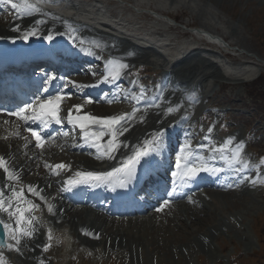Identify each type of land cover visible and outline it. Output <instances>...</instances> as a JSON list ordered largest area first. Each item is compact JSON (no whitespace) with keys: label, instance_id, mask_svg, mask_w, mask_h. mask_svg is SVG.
Segmentation results:
<instances>
[{"label":"rangeland","instance_id":"1","mask_svg":"<svg viewBox=\"0 0 264 264\" xmlns=\"http://www.w3.org/2000/svg\"><path fill=\"white\" fill-rule=\"evenodd\" d=\"M157 1L124 0L122 3H110L108 7L111 12L121 13L123 17L130 20L136 19L135 21L141 25L161 29L167 37L177 39L179 43H183L184 41L191 42L193 47L197 49L192 53L189 59L191 61L185 67L184 65L177 67L174 72L181 71L178 72L179 79L183 78L184 74L193 76H195V73L199 74L195 76L198 79L196 80L198 89L195 96L200 95L202 92L204 96L205 94H209L212 95L211 99H216L218 106H211L208 110H212L214 116L206 124L205 131L208 132V128L214 125L211 136L217 133L224 109L230 111L232 114L243 115L247 119L250 117L256 118L255 123L259 121V125L255 127L257 130L253 134L251 123L240 121L234 125L230 119L225 124L230 126V131L223 132L225 133L224 136H230L235 132H239L241 138L245 140L246 153H250L251 149H253L264 156V63L258 60V58L264 60V0H183L181 3H178V0H169L160 4H157ZM207 2L212 3L210 6H216V9L209 6L206 8L204 4ZM135 7L141 8L140 11L145 8L147 11L151 9L163 14H172L173 17L177 18L178 24L171 27L172 21H168L166 18L157 19L150 12L138 13ZM166 11L168 12L166 13ZM203 21L208 22L210 26L212 25L217 29L219 34L226 36L227 43L235 46V48L233 46L234 49L232 50L235 55L230 58L231 63L227 62L228 65L234 66L233 69L226 67V65L224 66L222 63H218L221 59L226 61V58L221 56V49L209 46L205 38L203 39V36L194 35L190 32V29L194 30L196 27L207 30L203 25L205 23ZM171 46L173 55L169 53L166 55L170 58L178 52L175 50L174 45ZM187 47L185 46L184 48ZM207 49L213 50L212 55ZM151 53V59L157 61L153 57L155 52L152 50ZM201 55H204L212 62H216L214 64L215 68L220 69V71L222 70L223 75L213 76V65L209 61L207 63L202 62ZM158 57H160L159 54ZM252 73L254 75L257 74V77L262 74V77L259 79L262 82L254 85L253 81H248L247 78ZM207 76H211L214 79H209L206 82ZM235 102L244 103L246 106L231 108L234 105L232 104L231 106L230 103ZM205 103L207 107L212 105L211 102H208L204 98L202 106ZM178 109L177 113L180 116L183 114L184 108L179 107ZM204 109V107L199 105L192 112H195L197 116ZM217 114H219V117H217ZM195 130L196 128L193 127L192 131ZM210 145L211 147L220 146V144L214 142H210ZM256 164L260 165L258 171L255 173L256 175L259 173L260 180L255 184H250L254 188L253 192L230 190L224 197L219 195L214 198H208L210 208L208 209V216L204 214L207 219L205 220L206 222L202 225H193V230L196 228L194 233L189 234L185 232L184 234L197 235L198 231H205L206 229V232H208L209 225L207 224L217 222L219 219L218 215H220L223 217V221L231 225L229 228H224L218 234V242H216L217 245L215 246L218 247L217 250L222 249V253L224 254H232V264H264V173L261 171L264 170V167L259 160H257ZM236 191H238V194L234 193ZM174 220L175 217L171 219L173 222ZM158 224L153 223V226L156 228L159 226ZM189 225L187 223V229ZM174 228H166V231H162L161 236L164 238L170 234L173 237L178 234L182 235L181 226H174ZM199 228L200 230H198ZM169 231H173V233H169ZM144 233H147L145 229L133 234L136 236V241L144 247L143 261L146 264H217L216 260H212L211 253L204 252L202 248L197 247V249H194L197 251L181 255L175 252L173 243L164 241L160 236L156 235V231L152 230L147 235ZM247 233L249 234L248 237L245 236ZM143 234L145 235L144 237ZM51 235L53 239L54 233H51ZM142 238L144 241H141ZM176 238L175 243H179L183 239L181 236ZM188 240L190 239L186 241ZM148 246L151 247H149V250ZM87 249L88 252H82L74 256V251L68 247L67 250H62V255H59L60 260L56 264H123L121 261H116L114 257H104L101 253L93 256L94 248L89 247ZM87 254L88 256H86ZM56 257H58V254ZM81 260H83L82 263ZM218 264L221 263L218 262Z\"/></svg>","mask_w":264,"mask_h":264},{"label":"snow or ice","instance_id":"2","mask_svg":"<svg viewBox=\"0 0 264 264\" xmlns=\"http://www.w3.org/2000/svg\"><path fill=\"white\" fill-rule=\"evenodd\" d=\"M6 2L11 4V8L16 10L17 13L21 15V18H23L25 14L30 15L33 12L39 11V9L34 4L29 2V0H20L19 4L13 3L12 0H6ZM35 23H43V20L37 19ZM15 30L19 31L20 26L16 25ZM35 34V31L27 32L23 36V39L27 40L29 36ZM46 38L48 40L54 39L51 32H49ZM72 39L75 40L74 37H72ZM79 43L81 46L84 45L83 40L79 41ZM92 43L96 48H99L102 42L94 41ZM88 51L90 54H95L92 49H88ZM128 67L129 65L123 62L114 60L109 61L106 67V74L103 76L101 82L118 81L122 76L123 70ZM55 79H57L55 75L46 74L43 83L47 85ZM69 84L79 87L94 86L77 85V82L75 81H68L64 84V87H68ZM140 87V95L143 99V96L145 95V89L142 85ZM43 91L47 92V88H44ZM65 98V93H63L61 90H58L55 95L47 96V98H41L37 96L31 103H25L22 107L17 106L15 111H8L7 109L0 108V113L16 117L19 121H23L24 131L31 134V137L35 141V147L43 149L46 140H54L56 136L59 135V133H48L46 130L52 124L63 125L65 122L59 114L61 105ZM163 100V90L160 88V95L158 97H154L153 102L146 104L145 108L153 106L160 107V103H157L156 101L162 103ZM86 102L93 103V100L91 97H88L86 98ZM173 110V107H169L166 109V113L171 114ZM176 110L179 109L177 108ZM139 111H141V109L133 108L131 118H135V114ZM73 112L76 113L75 117H73ZM129 119L130 116L128 113L121 115L95 116L91 113L85 112L83 104H75L72 106V108L68 109L67 123L71 124L73 128L78 127L81 130L83 133L82 139L85 141L91 139V142L98 149V151L103 149L104 155H106L109 159H115L113 154L119 149L121 145L124 147L130 146L123 141L118 143L117 139L118 135H123L124 132L129 130L128 127L125 126V122ZM141 121H143V117H141ZM35 122H39L40 127H33L32 124ZM4 123H7V121H4ZM97 127L99 128V132H89V129H94ZM213 127L214 125L208 128V132L204 138L206 141L210 140ZM166 132L167 129L161 128L158 131L152 132L150 134V138H146L143 141L142 146H131L132 153L124 157L118 167H113L108 171H76L73 177H70L63 182L64 186L61 188V191H71L81 186L90 187L93 184L105 186L118 184L121 188L127 187L128 181L135 178L138 165L145 161L146 158L162 153L164 147L166 146ZM16 134L18 136L20 135L19 132ZM64 135H67V133H64ZM105 135L110 137L106 144L104 143ZM198 147L203 148L205 145L200 144ZM243 149L244 142L240 141L239 143L234 144L233 137H229L225 143L220 146L209 147V151L212 153L219 152L223 154L225 152H230L231 155L227 158L226 163L230 168H233L237 172H239L241 169L247 170L252 167L249 161L243 158ZM221 158H224L223 155ZM197 161H199V163ZM261 162L264 163V158H261ZM45 167L52 169L53 174L56 175H59L61 170L70 169V166L64 164L63 162L56 165L46 164ZM255 167L259 168L260 165L258 164ZM0 169L3 170V173L5 174V180L7 181L2 187H0V212L6 213L9 218H14L15 227H12L9 231L10 226L2 219H0V226L4 227L6 234L11 240L15 242L14 244H8L9 249L20 251L19 245L21 243V238L27 237L32 239L37 231L34 221H36L38 218L28 214L37 209L39 205L35 204L31 200H28L24 196L23 188L17 191L15 183H13L19 180L17 170L13 167H10L3 156H0ZM221 171L222 169L216 168L215 166H210L203 157L197 155L196 151L192 149L191 144H187L180 149V154H178L175 161V170L171 173V175L174 178L178 177L183 183H189L196 180L201 173L213 174L219 173ZM244 179L248 178L244 177ZM259 180L260 176L259 173H257V176L251 179L249 182L255 184ZM173 183L175 184L176 181L174 180ZM229 186L231 187V185ZM27 190L33 195L39 196L41 201L45 200V197L40 195L42 192L41 189L34 188L32 185H29ZM176 191L177 187H173L172 192L168 195L170 197L174 196ZM6 193L10 194L6 195ZM189 199L191 200V197H189ZM21 201H23L26 206H21ZM170 203V199L164 200L160 204V207L157 209V211H163L166 206L170 205ZM47 208L50 213H55V210L51 204H48ZM84 234L89 235L90 233L84 231ZM48 239L49 241L52 239L51 230L48 232ZM50 246V243L45 244L43 246V250L47 251ZM0 264H3L2 259H0ZM41 264H43L42 261Z\"/></svg>","mask_w":264,"mask_h":264},{"label":"bare ground","instance_id":"3","mask_svg":"<svg viewBox=\"0 0 264 264\" xmlns=\"http://www.w3.org/2000/svg\"><path fill=\"white\" fill-rule=\"evenodd\" d=\"M167 1H169V0H158L157 4H160L162 2H167ZM182 1L183 0H178V3H181ZM12 2L19 4L20 1L19 0H12ZM204 5L206 6V8H208V6H209V7L216 9V6H214V7L210 6V5H212V3L210 4L209 2H207ZM5 6H6V0H0V9H3ZM35 6L40 10V8L37 5H35ZM14 11H15V15L8 21L9 23L5 22V23L0 24V42L3 40V42L0 44V48L11 46L12 43L14 42V40L18 38V36L23 37L27 32L30 31L31 26H34V25L37 26V29L35 31L36 34L31 35L29 37L36 38V37H39L42 35V38H43L44 34H46L45 26H46V24H49L50 25L49 32H51V34L53 35L54 38L58 37V36L63 37L64 40L66 41V47L68 49H70L72 51L81 50V51H83V54L85 56L88 55V53H89L88 49H90L89 47H86V46L91 45L92 47H94L92 49V51L95 54H94V56L89 54V56L97 57L100 54H101V56H103L104 54H107L106 57H108L110 60L123 62V63H126L129 65L131 62L135 63V62H138L141 60L147 61L148 60L147 54H149L151 52L146 47L132 46V44H130L131 43L130 40L122 38L121 36H115L109 32L105 33V32H103V30L100 31V30L95 29L94 27H91L88 25H87V29L86 28L81 29V30L87 31L86 32L87 33L86 38L83 40L84 45L81 46L79 43V41H81L80 32L79 33L75 32V28L74 29L64 28L61 26V24H59L53 20L49 21V23H48V20H45L44 15H42L41 12H38V13L33 12L30 15L25 14L23 16V18H21V15L19 13H17L16 10H14ZM205 11H207V10L205 9ZM37 19L43 20V23L36 24L35 21ZM31 21H33L34 24H31L30 23ZM203 22H205V21H203ZM14 25H19L20 30L17 31V30H15V27L14 28L11 27ZM203 25L205 26V29L207 28L206 32L208 34L218 35L222 39L226 40L227 37L224 36L223 34L222 35L219 34L217 29H215L212 25L210 26V24L208 22H205ZM27 29H28V31H27ZM103 36H105L106 39L103 38ZM72 37H74L75 40H73ZM212 40L214 42L219 41V40L214 39V38H212ZM22 41H26V40H23L22 38L18 39L17 45H20V43ZM46 41H44V39L39 40L40 43H37L38 41H35V43L33 45H44V44H47ZM94 41L102 42L99 48H96L94 46V44L92 43ZM124 45L129 46V49H124ZM230 45H233V44L230 43ZM185 52H187V50ZM185 52H183L181 54H184ZM181 54L179 56H181ZM189 59L190 58H187L185 60H182V61L175 63L174 68H173L174 71L177 69V67H180L182 65H184V67L187 66L188 63L191 61ZM208 61L211 62V65H213V68H214V72L212 73V75L213 76H222L223 74L220 71V69L215 68L214 62H212L211 60L202 59V62H204V63H207ZM185 75H188V74H185ZM194 75H199V74L195 73ZM189 76H192V75H189ZM252 76H254L253 73L250 75V77H252ZM244 80H245V78H244ZM114 82H116V81H114ZM117 82H120V79ZM110 84H113V82H110ZM98 89H100V86ZM111 96L114 98H118L119 94L117 92H114L113 94H111ZM125 106L126 105H123L122 107L120 106V107L113 109V111L115 113H113L111 115L124 114L122 112L125 111ZM167 117L168 116L157 117V119H159V121L155 127H160L158 130H160L161 128H164V129L168 128V127H163L164 121L166 120ZM135 123L136 122H134L133 118H130V120L128 122H125V126H127L129 130L127 132L123 133L124 138L125 137H126V139L129 138V136L132 133V130L134 131L138 127V125H135ZM1 124H2V120H0V137H1V135L8 134V140L0 139V156H3L5 159H8V164L10 165V167L15 168L17 170V172L20 171L21 175H20L19 180L16 182H13V183H15V186H16V183H18V182L26 183L25 184L26 186L24 187V196L28 200H30L29 198L31 196H33V194L28 192V190H27L29 185H32L34 187L35 184H39L38 189H41L42 193L44 194L45 192L48 191V189L55 188V186L57 187L58 183L61 182L62 180H64L65 176H68V175H65L64 178H60L59 180H57L55 178L59 175L53 174L52 169H50L49 167H45L46 164L47 165H53V157L54 156H56L57 161H61L64 164L70 166V169L65 170L67 172V174H69V176H73L76 171L91 170L95 166V164H98V161L90 154L89 155H87V154L78 155L77 153H70V152L66 153V152L61 151V150L57 151L56 149H52L51 151L48 152V156H49L48 162H46V161L40 162L39 161L40 158L38 157V153L36 154V153L30 151L31 148H30L29 141H26L24 143V148H23V150H25L27 153L30 152L31 158L27 162V161H25V157H29V155L25 156L24 159L21 158L22 151H19L21 146H19L16 142V139H17L16 135L10 134L8 132V130H5L4 132L1 133V130L3 127ZM171 125H173V124H171ZM181 125H178V123H177L175 126H173V128L171 130L176 132V133H179ZM7 128L8 127H6V129ZM130 128H131V131H130ZM19 129L20 128H17V132L19 131ZM152 129L148 130V133H149L148 137H150V134L152 132H154V129L153 130ZM158 130H156V131H158ZM168 132H170V131H168ZM144 140H145V138H143V135H142L139 139V142L143 143ZM165 140H166V136H165ZM9 143H11V144H9ZM235 143H237V142L234 141V144ZM167 144H168V142H167ZM90 147H91V145H88V146L84 147V149H90ZM172 150H173V147L171 148L170 151H172ZM18 159H21L22 163H26L24 169H19V166L17 165ZM169 162L171 163V168H173L175 162H173L172 160H169ZM37 165H38V167H37ZM219 169H221V168H219ZM32 170H35L36 173L33 175H30V176H27V173L32 171ZM63 171L64 170H61L60 172L63 173ZM20 179L22 181H20ZM6 182L7 181L5 180V174L3 173V170L0 169V187H2ZM27 183H30V184L27 185ZM209 187L210 188L208 190L205 188V190H207V192L209 194V197L214 198L215 196L217 197L219 195L224 197L225 195H227L228 191L224 190L225 183L215 182V183L211 184ZM16 188H17V186H16ZM235 189L236 188H231L229 190H235ZM234 193L238 194V191H236ZM7 194H10V193H6V195ZM208 198H206V199H208ZM205 202H207V203L204 204L203 201L199 202L198 199H191V201L187 202V200H186L182 204L176 203L175 205L171 206V208H170V211H172L171 209H173V213L171 216H168V219H169L168 222L170 223L171 226L172 225L177 226V227L181 226V234L182 235H184L185 232L186 233L188 232L189 234L194 233L196 228H194V230H193V225H202L203 223L206 222L205 220H207L206 216H208L207 213L209 214V212H208L209 211L208 210L209 205H208L207 200H205ZM56 210H58L59 214L57 215V217H55L54 220L57 222H60L59 224H61V225H63V223H65V222H69L70 224H72V225L75 224V226H76L78 223L77 222V220H78L80 222V224L83 226L82 228L86 227L88 229L87 232L90 233L89 235H91L94 230L96 233L102 232L103 235H105L104 237L106 238L107 241L109 239L111 240L112 238H114V235L116 234V230L120 228L118 234L133 237L132 243L128 246H127V244H125V245L127 247L132 248L133 245L138 244L137 247L140 248L139 245H141V244H139V242L136 241V236L134 234H131V232L129 230H122V229H124L123 228L124 225H123V223H121L123 221L115 223L113 227H108L107 225L110 223V222H108V220H105L103 218H101V219L100 218H98V219L88 218V217H86V215H84V211L80 210L79 208L73 209V206H71L69 209L65 208V210L63 212L61 211V209H56ZM204 214H206V216ZM28 215H30V214H28ZM172 216L175 217V220H174L175 224L173 221H171ZM0 219L4 220V222L10 226L9 231L11 230L12 227L15 226L14 218L7 217L6 213L1 214ZM220 219H223V217H221ZM220 219H218L217 222H215L213 224H208V225H210V227L208 228L209 232H211L213 228L217 229L223 225L222 222L220 221ZM176 221H177V223H176ZM11 222H13V224H11ZM156 222L159 223V219H155L154 223L158 224ZM35 223L37 225L36 239L38 240V242L41 243L44 240V231H43V228H40L39 219L34 221V224ZM187 223L190 224L188 229H187ZM200 228L198 230H200ZM169 229H172V228H169ZM156 231H157V234H156L157 236H160L166 242L170 241L171 244L172 243L175 244V239H177L176 237L180 236L178 234V235L173 237L170 234V235H167L166 237L163 238L161 236V233H162V231H166V228H162L160 226L156 227ZM206 231H207V229L205 230L204 233H206V235L209 236L208 232H206ZM200 232L201 231H198V233H200ZM80 234H82V238L80 240H85L86 242H88V244L93 245L95 247H98L99 244L95 241V239L91 240V238L88 237L87 235H85L82 231L74 234L76 239L80 237ZM118 234L115 236V239L120 237ZM212 235H211V237H212ZM144 236L145 235L143 234V237ZM8 238H9V236H8ZM149 240H151V239H149ZM141 241H144V239L142 238ZM184 242H185L184 245H192V240H188L187 242L185 240ZM199 242H201V241H199ZM123 243H125V242H123ZM11 244H14V243H11ZM31 244H29V246ZM26 246H28V238L23 237V238H21V243H20L19 247L25 248ZM150 246H151V244H150ZM150 246L147 247L148 250L151 248ZM200 246L205 249V246L202 242H201ZM174 247H177V246H174ZM37 255L39 256L40 252H37ZM34 256H36L35 253L32 254L31 258H33ZM27 264H35V263L34 262L31 263V261H30Z\"/></svg>","mask_w":264,"mask_h":264}]
</instances>
